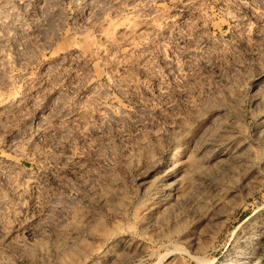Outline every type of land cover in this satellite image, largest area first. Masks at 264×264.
<instances>
[{
  "label": "rangeland",
  "instance_id": "374dc122",
  "mask_svg": "<svg viewBox=\"0 0 264 264\" xmlns=\"http://www.w3.org/2000/svg\"><path fill=\"white\" fill-rule=\"evenodd\" d=\"M0 264H264V0H0Z\"/></svg>",
  "mask_w": 264,
  "mask_h": 264
},
{
  "label": "bare ground",
  "instance_id": "6f19581e",
  "mask_svg": "<svg viewBox=\"0 0 264 264\" xmlns=\"http://www.w3.org/2000/svg\"><path fill=\"white\" fill-rule=\"evenodd\" d=\"M261 257V256H260Z\"/></svg>",
  "mask_w": 264,
  "mask_h": 264
}]
</instances>
